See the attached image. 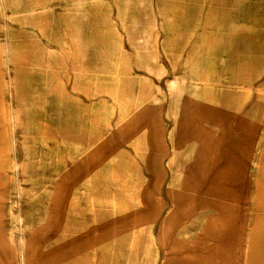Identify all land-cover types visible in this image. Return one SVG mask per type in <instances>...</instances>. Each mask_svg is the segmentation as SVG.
Segmentation results:
<instances>
[{"label":"rangeland","instance_id":"374dc122","mask_svg":"<svg viewBox=\"0 0 264 264\" xmlns=\"http://www.w3.org/2000/svg\"><path fill=\"white\" fill-rule=\"evenodd\" d=\"M0 264H264V0H0Z\"/></svg>","mask_w":264,"mask_h":264}]
</instances>
